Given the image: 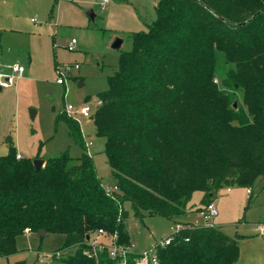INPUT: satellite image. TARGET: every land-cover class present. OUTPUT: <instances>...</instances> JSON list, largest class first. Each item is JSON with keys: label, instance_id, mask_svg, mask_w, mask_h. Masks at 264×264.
I'll return each instance as SVG.
<instances>
[{"label": "trees", "instance_id": "1", "mask_svg": "<svg viewBox=\"0 0 264 264\" xmlns=\"http://www.w3.org/2000/svg\"><path fill=\"white\" fill-rule=\"evenodd\" d=\"M220 59L229 68L221 86ZM117 68L93 120L119 192L106 194L79 121L61 113L81 157L43 159L36 173L41 158H18L12 142L0 156V259L18 252L19 237L46 231L65 237L63 250L76 248L63 262L98 264L84 254L87 238L104 230L132 244L131 213L142 223L174 220L196 193H204L201 212L220 190L248 191L264 179L262 0H160L156 19L132 35ZM173 239L158 249L159 264L240 260V237L218 227L186 225ZM98 257L116 264L107 252Z\"/></svg>", "mask_w": 264, "mask_h": 264}, {"label": "rangeland", "instance_id": "2", "mask_svg": "<svg viewBox=\"0 0 264 264\" xmlns=\"http://www.w3.org/2000/svg\"><path fill=\"white\" fill-rule=\"evenodd\" d=\"M159 1L12 0V24L6 21L9 18L4 15L0 1V70L9 71L17 63L27 70L25 78L14 88L0 91V156L9 153L12 142L26 159L43 160L65 152L72 158L81 157L83 149L73 143L67 124L59 116L69 106L80 109L87 105L94 111L98 96L109 87L108 77L118 69L120 56L131 50L132 35L146 31L156 19ZM90 12L95 15L93 19ZM11 25L19 32L7 31ZM74 39L75 50L69 52L68 46ZM118 39L123 44L114 50L112 46ZM64 65L80 68L72 71L65 84H59L56 68ZM218 65L215 81L221 86L229 68L223 59ZM233 96L234 102L242 106V96L239 93ZM69 117L80 123L86 151L93 157L98 177L105 187L112 186L114 178L105 155V140L97 136L93 117L86 119L76 113ZM263 184L264 179L256 183L251 200L247 190L237 187L230 188L232 193L227 188L220 190L214 199L216 220L223 224L218 228L229 237H240L238 264H264V242L248 240L254 230L248 225L249 218H259L260 209L264 213ZM200 197L196 193L186 215L170 221L156 216L147 217L142 223L131 213L133 249L143 252L153 248L174 232L177 223L206 226L201 212L196 210ZM255 204L261 207L253 209ZM64 240L63 235L47 234L41 238L34 233L25 234L17 239L18 252L1 258L0 264H42V254L63 250ZM45 264L67 263L46 259Z\"/></svg>", "mask_w": 264, "mask_h": 264}, {"label": "built area", "instance_id": "3", "mask_svg": "<svg viewBox=\"0 0 264 264\" xmlns=\"http://www.w3.org/2000/svg\"><path fill=\"white\" fill-rule=\"evenodd\" d=\"M107 1H105L106 3ZM77 41L74 39L72 43L68 46V51L72 52L75 50V45ZM79 65H64V66H57V74L58 79L57 82L59 84H65L66 79L68 76L71 75L72 71L79 70ZM10 73H0V87L2 89H10L13 85L21 78H23L25 74V68L20 65H14L11 67ZM103 106V101L99 100L96 104L94 111L90 106H83L80 109H75L72 106H69L64 114L67 116H73L75 113L83 116L86 119L92 118L95 110ZM19 158V157H18ZM228 191H231L228 189ZM106 194L114 196L116 193L119 192V188L116 185L107 186L105 187ZM248 194L251 196L253 191L248 189ZM201 215L205 222H207L206 226L211 228H217L218 225L216 224L215 220L218 216V211L214 204H209L206 206L202 211ZM183 227L180 225L176 226L174 232L170 234L165 240L156 243L155 246L149 250L143 252H137L133 249V245H123L120 243L117 235L115 234H107L104 230H98L88 238V249L84 251V254L89 258H95L97 263L99 264V257L98 255L104 252L116 262V264H128V259L130 256L135 257V264H159V256L157 255V251L159 248H164L171 245V242L174 240L173 236L176 232L180 231ZM29 234V233H27ZM76 248H69L57 252H50L46 254H42L40 262L45 264L46 259L51 260H61L64 258H68V256L74 255ZM74 252V253H72Z\"/></svg>", "mask_w": 264, "mask_h": 264}, {"label": "crops", "instance_id": "4", "mask_svg": "<svg viewBox=\"0 0 264 264\" xmlns=\"http://www.w3.org/2000/svg\"><path fill=\"white\" fill-rule=\"evenodd\" d=\"M2 3H3V11H4V15L6 16V17H8L9 19L8 20H6L7 22H9L10 24H12V22L11 21H13L12 20V18H13V16H12V7H11V2L10 1H12V0H0ZM3 29V28H2ZM4 30H5V28H4ZM19 29H16V27H12V25H11V27H9V30H7V31H11V32H14V33H17V32H19L18 31ZM15 65H19L18 63L17 64H15ZM10 70H11V68H10ZM6 71V70H3V69H1L0 70V73H3V72H6V73H10L11 71ZM25 70H26V68H25ZM26 73H27V70L25 71V74H24V76H23V78H21V79H19L14 85H13V87H11L10 89H12V88H14L15 86H16V84L19 82V81H21V80H23L24 78H25V75H26ZM10 89H2L1 87H0V91H3V90H10ZM18 157L19 158H23L19 153H18ZM231 190V189H230ZM227 191H228V189H227ZM232 191L233 190H231V191H228L229 193H232ZM201 194V197H200V199H199V206L198 207H196V210L197 211H199L200 212V210H201V208H202V204H201V200H202V198L204 197V193L203 192H201L200 193ZM247 195H248V200L251 198V196L249 197V194H248V191H247ZM194 197V196H193ZM193 199V198H192ZM257 199H258V197H257ZM257 201V200H256ZM243 203V202H242ZM241 203V204H242ZM256 203V202H255ZM212 204H214V206H215V204H216V202H214L213 201V203ZM245 204V203H244ZM255 207H253V209L255 208L256 210L259 208V207H261V205H254ZM189 209V208H188ZM248 209V208H247ZM260 213H259V215L261 216H259V218H249L250 219V222L248 223V225H251V226H253L254 227V230H252L251 232H250V234H249V236H248V240L249 239H251V240H256V241H259V242H264V213H263V211H262V209H260V211H259ZM259 219V220H258ZM216 222V224L217 225H223L222 224V222H220L219 220H216L215 221ZM176 223V222H175ZM177 225H180L181 227H186V225H189V224H186V225H183V224H180V223H177ZM29 234H31V233H29ZM29 234H26V235H29ZM263 244V243H262ZM261 246V245H260ZM261 248V247H260ZM264 248V247H263Z\"/></svg>", "mask_w": 264, "mask_h": 264}, {"label": "water", "instance_id": "5", "mask_svg": "<svg viewBox=\"0 0 264 264\" xmlns=\"http://www.w3.org/2000/svg\"><path fill=\"white\" fill-rule=\"evenodd\" d=\"M264 2V0H262ZM91 18L93 19L95 17L94 13L93 12H90L89 13ZM123 44V40L122 39H118L112 46V48L114 50H119V48L122 46ZM235 106H237V103H235ZM9 142V140H8ZM10 143V142H9ZM33 164L35 165V169H36V173H40L43 169V167L45 166L44 164V160H40V159H36L33 161ZM47 235V232L46 231H42L39 233V236L40 237H45ZM89 238H87L88 240Z\"/></svg>", "mask_w": 264, "mask_h": 264}]
</instances>
